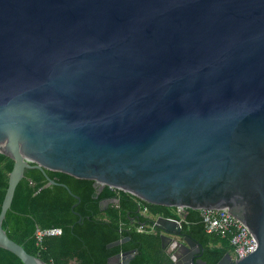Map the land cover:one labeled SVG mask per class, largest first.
<instances>
[{"label": "water", "instance_id": "95a60500", "mask_svg": "<svg viewBox=\"0 0 264 264\" xmlns=\"http://www.w3.org/2000/svg\"><path fill=\"white\" fill-rule=\"evenodd\" d=\"M0 154V248L23 264H47L2 228L28 169L227 210L256 248L215 264H264V0H0ZM154 226L171 264L209 263L176 220Z\"/></svg>", "mask_w": 264, "mask_h": 264}, {"label": "trees", "instance_id": "16d2710c", "mask_svg": "<svg viewBox=\"0 0 264 264\" xmlns=\"http://www.w3.org/2000/svg\"><path fill=\"white\" fill-rule=\"evenodd\" d=\"M12 166L13 161L0 154V210ZM46 176L65 184L71 193L60 185L42 188L47 182ZM96 192L91 180L77 179L60 172L28 169L15 188L2 228L28 254L47 264H108L111 257L132 249L136 253L130 264H171L169 255L161 247V231L155 227L153 232H138L137 227L153 224L151 219L142 216L144 206L152 218L161 216L181 220L175 208L148 204L108 187L98 195ZM75 196L79 197V203ZM115 198L118 203L100 209L101 201ZM182 219L181 232L203 246L209 264H215L226 253H231L228 239L205 232L198 211L186 210ZM37 228H58L61 234L43 236L37 243ZM125 238L128 240L107 247ZM0 264L23 263L14 254L0 248Z\"/></svg>", "mask_w": 264, "mask_h": 264}, {"label": "built area", "instance_id": "2783aa9c", "mask_svg": "<svg viewBox=\"0 0 264 264\" xmlns=\"http://www.w3.org/2000/svg\"><path fill=\"white\" fill-rule=\"evenodd\" d=\"M176 214L181 216V220H176L180 227L183 222V215L188 209L182 207L175 208ZM199 212L201 221L204 225L205 232L208 234H213L221 239H228L229 245L231 247L230 255L235 259H242L252 252L256 248V243L254 238L251 236L248 229L236 220L227 210H218V209H204L197 210ZM141 214L146 219H151L153 224L138 225V232H153L154 231V222L157 217L152 218L149 214L148 208L143 207L141 209ZM175 220V219H174ZM61 230L58 228H49L41 230L39 228L35 231V239L39 243L43 236H56L60 235ZM174 243H171L167 247V252L172 258Z\"/></svg>", "mask_w": 264, "mask_h": 264}, {"label": "flooded vegetation", "instance_id": "af4514ba", "mask_svg": "<svg viewBox=\"0 0 264 264\" xmlns=\"http://www.w3.org/2000/svg\"><path fill=\"white\" fill-rule=\"evenodd\" d=\"M101 193V192H100ZM96 194L98 195L99 193L98 192H96ZM158 217H161V216H158ZM157 217V218H158ZM156 221V220H155ZM135 249H132V250H130V251H127V252H132V251H134ZM136 253V252H135ZM116 256V255H115ZM203 260H206V258H205V253L203 254ZM132 259V258H131ZM130 259V260H131ZM207 261V260H206ZM118 262V259L115 257L114 259H113V262H112V264H116ZM208 262V261H207ZM209 264V263H208Z\"/></svg>", "mask_w": 264, "mask_h": 264}, {"label": "clouds", "instance_id": "9594fccd", "mask_svg": "<svg viewBox=\"0 0 264 264\" xmlns=\"http://www.w3.org/2000/svg\"><path fill=\"white\" fill-rule=\"evenodd\" d=\"M182 229V228H181ZM161 234V233H160ZM167 254H168V252H167ZM169 255V254H168ZM169 258H170V260H171V257H170V255H169Z\"/></svg>", "mask_w": 264, "mask_h": 264}, {"label": "crops", "instance_id": "0c3cea01", "mask_svg": "<svg viewBox=\"0 0 264 264\" xmlns=\"http://www.w3.org/2000/svg\"><path fill=\"white\" fill-rule=\"evenodd\" d=\"M169 245H170V244H169ZM169 245H168V246H169Z\"/></svg>", "mask_w": 264, "mask_h": 264}]
</instances>
